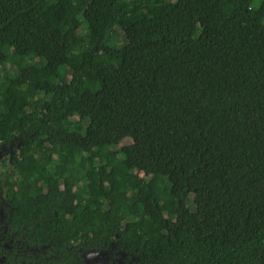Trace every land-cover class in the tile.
<instances>
[{
	"label": "trees",
	"instance_id": "trees-1",
	"mask_svg": "<svg viewBox=\"0 0 264 264\" xmlns=\"http://www.w3.org/2000/svg\"><path fill=\"white\" fill-rule=\"evenodd\" d=\"M4 154L38 264H264V0H0Z\"/></svg>",
	"mask_w": 264,
	"mask_h": 264
},
{
	"label": "flooded vegetation",
	"instance_id": "flooded-vegetation-1",
	"mask_svg": "<svg viewBox=\"0 0 264 264\" xmlns=\"http://www.w3.org/2000/svg\"><path fill=\"white\" fill-rule=\"evenodd\" d=\"M15 234L17 232L7 225L4 212L0 211V264H38L42 261L46 246L31 245L26 240L18 241Z\"/></svg>",
	"mask_w": 264,
	"mask_h": 264
},
{
	"label": "rangeland",
	"instance_id": "rangeland-1",
	"mask_svg": "<svg viewBox=\"0 0 264 264\" xmlns=\"http://www.w3.org/2000/svg\"><path fill=\"white\" fill-rule=\"evenodd\" d=\"M6 154L2 155V156H5ZM1 158V156H0ZM144 173V172H143ZM144 174H142L143 176ZM61 187H71V184L69 183V181L67 179H64L62 181V183L60 184ZM90 259H89V264H96V263H99L101 261H103L104 259V256L101 252H91L90 253Z\"/></svg>",
	"mask_w": 264,
	"mask_h": 264
}]
</instances>
